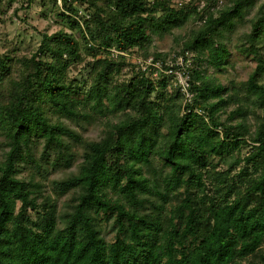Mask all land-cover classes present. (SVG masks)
I'll return each mask as SVG.
<instances>
[{"label": "trees", "instance_id": "trees-1", "mask_svg": "<svg viewBox=\"0 0 264 264\" xmlns=\"http://www.w3.org/2000/svg\"><path fill=\"white\" fill-rule=\"evenodd\" d=\"M221 1L54 0L0 53V264H264V0ZM130 53L192 54L191 101Z\"/></svg>", "mask_w": 264, "mask_h": 264}, {"label": "rangeland", "instance_id": "rangeland-1", "mask_svg": "<svg viewBox=\"0 0 264 264\" xmlns=\"http://www.w3.org/2000/svg\"><path fill=\"white\" fill-rule=\"evenodd\" d=\"M59 11H65L62 0H56ZM153 1V0H150ZM174 5L181 7L183 4H189L192 0H172ZM80 15L87 13L85 7L87 3L80 5ZM56 7V6H55ZM54 7V0H2L0 4V53L8 52L11 49L18 48L24 53H30L37 49L41 41V34L44 31L54 32L60 28L59 25L51 24L57 18V11ZM47 9L48 16L44 12ZM55 11L52 12V10ZM51 22V23H50ZM188 30V25L176 28L174 34H184ZM173 37L165 39L163 43L164 49L170 50L173 47ZM127 59L134 63L135 70L145 69L149 66L150 57H142L136 53L126 55ZM176 60V61H174ZM169 59L167 63L172 62L175 66H181L184 71L191 69L193 65L192 54L176 55V59ZM232 62L235 68H230L231 75H235L238 80L247 79L249 73L255 68L256 62L241 53L234 51ZM151 66V65H150ZM131 68H127L125 73L119 78H125L131 74ZM86 66L80 65L77 70L72 72L73 77L79 79L84 78L86 74ZM39 218V217H38Z\"/></svg>", "mask_w": 264, "mask_h": 264}, {"label": "built area", "instance_id": "built-area-1", "mask_svg": "<svg viewBox=\"0 0 264 264\" xmlns=\"http://www.w3.org/2000/svg\"><path fill=\"white\" fill-rule=\"evenodd\" d=\"M220 2H222V1L220 0ZM204 4H205L204 1H202L200 4V7H203ZM116 53L117 52H115V54ZM164 64L168 66L167 69H164V67H163ZM150 65L153 66L154 68H156L155 76H157V77H158V73L160 71H162L168 75H174L175 80H176V84L178 85L181 93L184 95L185 101L186 102L191 101L194 93L190 90V88H191V82H190L191 75H190L189 70L184 71L181 66H175V64H173L172 62L163 63L161 61H154L153 59L151 61H149V66ZM147 67H145V69H147ZM174 67H176V68H174Z\"/></svg>", "mask_w": 264, "mask_h": 264}]
</instances>
